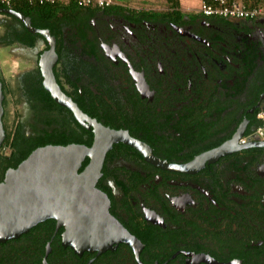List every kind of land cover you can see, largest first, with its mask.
Masks as SVG:
<instances>
[{
  "label": "flooded vegetation",
  "instance_id": "af4514ba",
  "mask_svg": "<svg viewBox=\"0 0 264 264\" xmlns=\"http://www.w3.org/2000/svg\"><path fill=\"white\" fill-rule=\"evenodd\" d=\"M123 8L92 7L78 16L62 52L56 44L55 77L85 115L127 132L168 166L115 144L96 189L123 235L105 249L73 248L66 229L49 219L0 243V264H264V147L238 142L234 152L200 169H173L188 168L240 130L245 137L258 128L264 17L188 14L177 22ZM24 32L35 37L33 45L20 40ZM48 49L44 37L0 14V184L33 148L86 141L90 134L94 140L93 129L46 95L39 58Z\"/></svg>",
  "mask_w": 264,
  "mask_h": 264
},
{
  "label": "water",
  "instance_id": "95a60500",
  "mask_svg": "<svg viewBox=\"0 0 264 264\" xmlns=\"http://www.w3.org/2000/svg\"><path fill=\"white\" fill-rule=\"evenodd\" d=\"M0 14L16 17L30 33L44 37L49 49L40 56L39 67L45 90L57 105L73 114L78 124L87 130L93 129L94 135L91 147L70 144L38 148L17 169L7 172L0 184V243L16 239L52 219L66 229L64 238L71 247L105 249L122 234V228L108 212L106 198L96 189L107 153L115 144L124 143L140 152L146 161L160 168L168 165L156 159L149 147L127 132L111 130L89 118L63 93L54 73L59 60L57 41L48 30L34 29L29 18L14 11L0 9ZM3 101L0 77V148L5 139ZM243 136L240 130L228 144L197 159L188 169H200L206 162L229 155ZM255 146L264 147V143H248L242 147ZM86 159L89 164L81 172Z\"/></svg>",
  "mask_w": 264,
  "mask_h": 264
},
{
  "label": "trees",
  "instance_id": "16d2710c",
  "mask_svg": "<svg viewBox=\"0 0 264 264\" xmlns=\"http://www.w3.org/2000/svg\"><path fill=\"white\" fill-rule=\"evenodd\" d=\"M169 8L167 11L164 12H151V11H140V13L144 16L149 17H155V18H166V19H175L177 22H181L186 15L181 6L180 0H166ZM204 3L211 4L214 2V0H202ZM245 4L247 6H258V5H264V0H251L248 1L244 0ZM0 8H5L3 5L0 4ZM13 10L29 17L32 20V26L34 28L40 29V30H48L53 37L57 40V51L62 52L64 46V35L67 28H71L72 30L75 28V25L77 23V18L80 16L81 13L88 12L90 9H86L85 11L81 10L76 0H67L66 2H57L55 4H40L38 2L36 3H28L27 1L20 0L16 1L14 5L12 6ZM106 10L109 13H113L117 10H124L123 7H120L118 5L110 6L106 8ZM136 12V11H134ZM192 16H197L190 14ZM30 38H35L33 35H30L28 32H24V35L20 36V40L22 42L28 43L30 45H33V40H30ZM30 40V41H29ZM46 95L49 97V100L52 101L50 94L46 93ZM93 136L90 134L88 136V140L85 141L83 138H74L72 140L68 141H62L57 142L56 144L67 146L69 144H79V145H85L90 147L92 145ZM35 148H33L28 153L24 154L23 157H21L17 164L21 163L22 161L26 160L29 155L32 153V151ZM2 161V158L1 160ZM89 164V159H86V161L83 164L82 170ZM17 166V165H16ZM81 170V171H82Z\"/></svg>",
  "mask_w": 264,
  "mask_h": 264
},
{
  "label": "built area",
  "instance_id": "2783aa9c",
  "mask_svg": "<svg viewBox=\"0 0 264 264\" xmlns=\"http://www.w3.org/2000/svg\"><path fill=\"white\" fill-rule=\"evenodd\" d=\"M16 1L20 0H0V4L4 7L10 8ZM28 3L40 4H55L61 0H24ZM77 5L81 9H88L92 7L105 9L113 6L112 0H76ZM194 15H202L205 17H221L228 20H244L264 17V5L247 6L239 0H214L213 3L207 4L202 2L200 8ZM259 126L258 128L243 137L240 145L248 143H264V104L260 108L257 115Z\"/></svg>",
  "mask_w": 264,
  "mask_h": 264
},
{
  "label": "rangeland",
  "instance_id": "374dc122",
  "mask_svg": "<svg viewBox=\"0 0 264 264\" xmlns=\"http://www.w3.org/2000/svg\"><path fill=\"white\" fill-rule=\"evenodd\" d=\"M67 1V0H62ZM114 5L123 6L125 8L134 10V11H151V12H164L167 11L169 5L166 0H112ZM182 1V10L187 14H196L198 9L202 4V0H181ZM5 62V60L3 61ZM1 62L0 67L5 69V64ZM13 73H7L5 77L12 80ZM15 79H17L15 77ZM13 109V107H12Z\"/></svg>",
  "mask_w": 264,
  "mask_h": 264
},
{
  "label": "crops",
  "instance_id": "0c3cea01",
  "mask_svg": "<svg viewBox=\"0 0 264 264\" xmlns=\"http://www.w3.org/2000/svg\"><path fill=\"white\" fill-rule=\"evenodd\" d=\"M239 1L245 4V2H243L244 0H239ZM247 1H248V5H249V3H250L249 1H251V0H247ZM61 2H62V0H61ZM63 2H66V1H63ZM180 2H181V6H182L183 3H182L181 0H180ZM202 2H203V1H202ZM250 4H251V3H250ZM3 63H5V62H3Z\"/></svg>",
  "mask_w": 264,
  "mask_h": 264
},
{
  "label": "bare ground",
  "instance_id": "6f19581e",
  "mask_svg": "<svg viewBox=\"0 0 264 264\" xmlns=\"http://www.w3.org/2000/svg\"><path fill=\"white\" fill-rule=\"evenodd\" d=\"M178 169H181V170H188V168H180V167H178Z\"/></svg>",
  "mask_w": 264,
  "mask_h": 264
}]
</instances>
